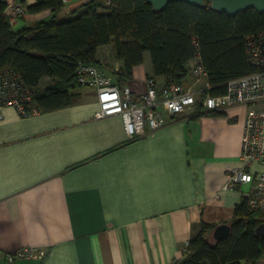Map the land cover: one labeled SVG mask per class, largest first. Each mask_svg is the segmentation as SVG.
<instances>
[{"label": "crops", "instance_id": "1", "mask_svg": "<svg viewBox=\"0 0 264 264\" xmlns=\"http://www.w3.org/2000/svg\"><path fill=\"white\" fill-rule=\"evenodd\" d=\"M8 1L28 8L37 0ZM90 1L64 0L57 18L80 13ZM52 15L27 10L12 26H34ZM96 60L134 95L148 90L150 77L157 87L168 83L154 76L147 52L122 80L124 62L113 43L100 46ZM184 81L192 82L191 72ZM53 84L44 77L36 96ZM71 93V104L54 110L27 116L11 105L1 110L0 264L24 246L38 247L44 257L13 264H173L203 222L234 219L251 190L250 184L223 190L229 170L242 164L244 106H195L129 140L120 115L97 116L95 88L77 85ZM252 168L264 171L260 163Z\"/></svg>", "mask_w": 264, "mask_h": 264}, {"label": "trees", "instance_id": "2", "mask_svg": "<svg viewBox=\"0 0 264 264\" xmlns=\"http://www.w3.org/2000/svg\"><path fill=\"white\" fill-rule=\"evenodd\" d=\"M7 5V0H0V71L15 69L43 111L71 104V90L80 85L76 80L79 62L97 63V49L109 43L124 62L120 80L132 77L145 52L151 55L154 76H163L167 82L184 81L200 53L213 94L224 93L229 80L259 70L249 60L245 42L248 34L264 30V13L255 9L230 16L209 2L174 0L165 9L155 10L147 0H92L80 13L61 20L56 13L64 0H37L27 10L50 9L51 18L15 29ZM46 76L55 84L36 96L34 88ZM262 211H252L243 198L229 222L230 237L217 243L207 239L217 224L203 222L177 264H258L264 258V237L257 236L255 228L264 223Z\"/></svg>", "mask_w": 264, "mask_h": 264}, {"label": "built area", "instance_id": "3", "mask_svg": "<svg viewBox=\"0 0 264 264\" xmlns=\"http://www.w3.org/2000/svg\"><path fill=\"white\" fill-rule=\"evenodd\" d=\"M7 15L11 24L27 12L24 4L7 0ZM249 60L259 70L226 83L221 94L211 92L214 87L197 53L191 68L192 82H168L157 87L154 78L148 79V90L134 95L129 86L113 82L107 70L94 62H79L77 82L95 88L99 102L98 117L120 115L127 139L133 140L165 125L167 116L182 115L200 105L203 110H220L242 105L245 108V131L240 166L229 170L223 190L250 184L247 195L252 211L264 206V171L256 173L252 165H264V30L250 33L245 38ZM194 43L198 46L197 39ZM14 106L22 116L38 110L33 91L15 69L0 71V115L5 106ZM188 246V242L187 245ZM44 252L36 246H24L9 253L8 263L19 259H42ZM176 260L173 264H177Z\"/></svg>", "mask_w": 264, "mask_h": 264}, {"label": "water", "instance_id": "4", "mask_svg": "<svg viewBox=\"0 0 264 264\" xmlns=\"http://www.w3.org/2000/svg\"><path fill=\"white\" fill-rule=\"evenodd\" d=\"M155 10L165 9L171 1L174 0H147ZM191 4L204 5L207 2L211 7L220 12H226L230 16L248 9H255L259 13H264V0H180ZM232 226L229 223H221L208 235L207 239H214L217 243L220 240L230 237ZM255 233L259 237H264V223L255 228Z\"/></svg>", "mask_w": 264, "mask_h": 264}, {"label": "rangeland", "instance_id": "5", "mask_svg": "<svg viewBox=\"0 0 264 264\" xmlns=\"http://www.w3.org/2000/svg\"><path fill=\"white\" fill-rule=\"evenodd\" d=\"M149 54V52H147Z\"/></svg>", "mask_w": 264, "mask_h": 264}]
</instances>
